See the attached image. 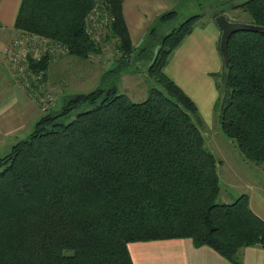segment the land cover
Segmentation results:
<instances>
[{
  "label": "trees",
  "instance_id": "obj_1",
  "mask_svg": "<svg viewBox=\"0 0 264 264\" xmlns=\"http://www.w3.org/2000/svg\"><path fill=\"white\" fill-rule=\"evenodd\" d=\"M121 1L20 0L13 27L58 39L65 54L86 58L105 39L93 29L110 22L106 38H116L119 58L128 62L135 47ZM238 7L249 23L264 26V0ZM173 14L161 13L159 21ZM194 18L166 35L169 45L149 65L153 83L144 99L129 100L115 84L68 94L61 110L52 111L58 100L41 110L26 137L1 154L0 264H133L128 243L176 237L231 261L244 246L264 247V220L248 195L219 198V159L205 144L204 119L162 71ZM226 47L228 67L222 59L215 79L219 129L244 158L264 163V31H233ZM106 56L109 72L115 64ZM48 58L29 67L46 69ZM70 112L68 121L59 120Z\"/></svg>",
  "mask_w": 264,
  "mask_h": 264
},
{
  "label": "crops",
  "instance_id": "obj_2",
  "mask_svg": "<svg viewBox=\"0 0 264 264\" xmlns=\"http://www.w3.org/2000/svg\"><path fill=\"white\" fill-rule=\"evenodd\" d=\"M19 3L20 0H0V101L7 102L4 109L0 106V114L10 113L0 126V142L13 134V139L10 137L3 144L7 149L19 139L14 133V128L17 129V119L22 118L25 122L22 127L30 129L42 113L25 93L14 85L9 74L7 57L3 52L6 44L18 33L13 26ZM176 3L178 2L175 0H122L120 10L132 45L137 46L144 38V31L148 30L150 23L160 13L172 9V4ZM219 33L220 29L213 18L204 21V24H196L174 49L163 70L194 101L206 121L211 119L212 107L217 97L212 73L220 70L222 64L216 43ZM138 35H142V38ZM136 37L138 38L134 40ZM53 64L55 63L47 66L48 74H53ZM50 76V80L55 82L57 77ZM71 84L72 82L68 81L67 86ZM65 89L61 100L69 94L65 93ZM5 129L8 130L6 135ZM222 153L225 154L223 149ZM250 185L249 188L247 185H240L239 188H248L244 193H248L250 208L264 219L262 184L256 182ZM226 195V200L222 201H231L229 194ZM128 251L133 264H264V247L258 244L240 248L234 255L235 259L231 261L208 245H194L189 237L134 241L128 243Z\"/></svg>",
  "mask_w": 264,
  "mask_h": 264
},
{
  "label": "rangeland",
  "instance_id": "obj_3",
  "mask_svg": "<svg viewBox=\"0 0 264 264\" xmlns=\"http://www.w3.org/2000/svg\"><path fill=\"white\" fill-rule=\"evenodd\" d=\"M171 1V0H170ZM176 4H172V9L174 14L168 21L162 22L159 21V15L150 23V26L145 32L144 38L142 35H138L141 37V41L135 47L134 52L131 55V60L128 62H121V58H119V53L116 50V38L107 37L109 34V26L100 29H93L96 35L101 36V38H105L100 41L99 52H91L88 57H78L74 55H66L63 54L58 58H48L47 66L50 63L53 64L54 72L53 74H48L49 67L46 69H40L38 71V77H40L39 84L43 88L44 92L51 93L53 97L57 96V100H59L52 111H59L64 103L65 98H61V94L65 89V93H76L77 92H88L97 87L106 88L113 84L116 85L118 91L123 93L129 100L132 101H140L144 99L147 95V91L149 87L152 86L153 83V75L154 72L150 70L149 65L151 64V60L154 56H156L159 51L169 45L168 33L172 29V27L176 26L179 22L183 21L187 17L194 15V23L193 27L196 24H204V21L209 18H214L217 14H224L225 16L236 18L237 21L248 22L250 20L249 15L241 8L238 7V4L242 0H175ZM169 9V10H170ZM97 10V9H96ZM168 10V11H169ZM94 9H92L90 15L93 13ZM164 12H167L165 10ZM162 12V13H164ZM161 14V13H160ZM89 15V16H90ZM107 15H102L101 17H106ZM234 20V19H233ZM232 20V21H233ZM87 21H85V25L87 26ZM97 22H93L91 25L96 24ZM126 25V24H125ZM88 27V26H87ZM128 30V29H127ZM21 30H18V33ZM192 31V30H191ZM190 33V32H189ZM188 33V34H189ZM129 34V32H128ZM142 34V32H141ZM109 36V35H108ZM130 36V35H129ZM219 36L216 39L217 49H219ZM185 37V36H184ZM138 37L134 38L137 39ZM184 39V38H183ZM182 39V40H183ZM60 41L58 39H54ZM131 40V39H130ZM61 42V41H60ZM174 51V50H173ZM172 51V52H173ZM172 54V53H171ZM170 54V55H171ZM112 56L114 60V70L107 72L106 62L107 56ZM170 57V56H169ZM37 58V57H34ZM39 59H28L27 64H30V60L38 61ZM61 59V60H60ZM169 59V58H168ZM222 62V59L221 58ZM60 60V61H59ZM111 60V59H110ZM120 60V61H119ZM8 63V59L6 58ZM57 61H59L57 63ZM168 62V61H167ZM109 61L107 64H110ZM167 64V63H166ZM165 64V65H166ZM164 70V68H163ZM162 70V71H163ZM30 71V69L28 70ZM42 71H45L44 73ZM219 73L222 72V64ZM13 70L9 71L10 77L11 74H14ZM165 73V72H164ZM53 75V77H57L55 82L51 81L49 77ZM35 77V74L33 75ZM214 79V85L216 89L218 88L217 82L219 81V74L216 72L212 75ZM14 85H16L19 89H21L26 97L34 103L41 111L39 107V103L35 101L33 97L34 95H39L40 91L35 89L34 86H30L26 83H22L12 77ZM172 80V79H171ZM70 81L72 84L68 87L67 83ZM173 81V80H172ZM219 84V83H218ZM68 87V88H67ZM218 89L217 93L218 94ZM33 92V93H32ZM50 94V95H51ZM68 95V94H67ZM216 101V98L214 102ZM7 104L6 101H0L1 109H4V106ZM196 105V104H195ZM214 105V104H213ZM41 106V105H40ZM90 107L88 104H82L79 109H85ZM197 107V106H196ZM198 111L201 114V111L197 107ZM42 112V111H41ZM74 112V111H73ZM73 112L68 114L61 115L59 120L66 122L68 121ZM212 115L209 121L204 119L205 128V144L211 149L212 152L216 155L217 159H219L217 163V170L219 175V183H220V194L219 198L221 200H226V194H229L230 200L232 201L236 196H238V192L244 193L251 185L250 183H260L262 184V193L264 195V163H258L252 160H248L243 157L242 153L238 150V148L233 144L232 140L226 137L221 129H219V123L216 119V114L212 107ZM217 113V112H216ZM10 113L3 112L0 114V126L3 125L5 120L9 117ZM25 124L22 118L17 119V129L14 128V133L17 137L23 138L28 134L31 130L28 127H22ZM4 134H8V130H4ZM11 140L13 139V134H11ZM10 137L3 139L0 142V156L4 155L9 149H7L5 144ZM213 144V145H212ZM222 149L225 152L222 155ZM223 159V160H222ZM240 185L248 186V188H239ZM248 195V193H245ZM234 196V197H233ZM228 202V201H227ZM230 202V201H229ZM249 202V198H248ZM250 206V205H249ZM264 220V219H263ZM128 248V245L127 247Z\"/></svg>",
  "mask_w": 264,
  "mask_h": 264
},
{
  "label": "built area",
  "instance_id": "obj_4",
  "mask_svg": "<svg viewBox=\"0 0 264 264\" xmlns=\"http://www.w3.org/2000/svg\"><path fill=\"white\" fill-rule=\"evenodd\" d=\"M92 15V16H91ZM90 16L94 19V15L97 16V11L94 10ZM94 20L92 21V23ZM92 26H96L93 24ZM100 26V25H99ZM91 30V29H89ZM67 46L57 40L40 36L33 32L20 31L6 44L3 52L8 59L9 71L13 70L12 77L22 83H26L29 87L34 86L35 89L40 91L39 95L33 97L40 105L41 110H46L52 107L57 101V96L53 97L51 93L44 92L40 86L38 77V71H34L27 64L29 58L39 59L41 56L49 53L50 58H58L67 52ZM37 57V58H34ZM30 69V71H28ZM35 74V77L33 75ZM51 94V95H50ZM52 105V106H51Z\"/></svg>",
  "mask_w": 264,
  "mask_h": 264
},
{
  "label": "water",
  "instance_id": "obj_5",
  "mask_svg": "<svg viewBox=\"0 0 264 264\" xmlns=\"http://www.w3.org/2000/svg\"><path fill=\"white\" fill-rule=\"evenodd\" d=\"M214 21L216 25L220 29L219 36V51L223 58V64L225 67H228L229 63V55L227 52V40L229 35L236 30H252V31H264V26L256 25L249 22L237 21V20H229L226 18L224 14H217L214 17Z\"/></svg>",
  "mask_w": 264,
  "mask_h": 264
}]
</instances>
